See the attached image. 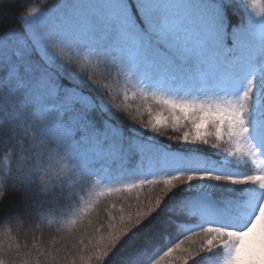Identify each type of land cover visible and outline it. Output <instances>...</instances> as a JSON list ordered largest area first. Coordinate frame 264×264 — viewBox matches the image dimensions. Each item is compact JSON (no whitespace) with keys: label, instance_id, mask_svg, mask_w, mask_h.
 <instances>
[{"label":"snow or ice","instance_id":"1","mask_svg":"<svg viewBox=\"0 0 264 264\" xmlns=\"http://www.w3.org/2000/svg\"><path fill=\"white\" fill-rule=\"evenodd\" d=\"M19 20L0 33V200L28 190L17 220L70 204L60 247L9 264H264V0H52Z\"/></svg>","mask_w":264,"mask_h":264},{"label":"trees","instance_id":"2","mask_svg":"<svg viewBox=\"0 0 264 264\" xmlns=\"http://www.w3.org/2000/svg\"><path fill=\"white\" fill-rule=\"evenodd\" d=\"M51 2L52 0H0V33H2L5 28L19 29L21 27L19 17L28 7L34 6L43 8L51 4ZM229 14L231 15V13ZM234 19L235 22L239 21V17H235ZM120 99H122V96L119 97L116 102L118 103ZM129 103L135 108L140 101L130 99ZM130 124V120H124L125 127H128ZM161 140L164 143H170L163 137ZM3 152V147H0V160L3 158ZM112 186L115 187L118 185L113 184ZM27 191V189L20 185L9 182L6 189H4L5 194L3 199L0 200V241H3L5 249L3 253H0V259H3L5 264H9L13 259L19 260V257H16V244H19L21 250L25 252L32 249L34 246L42 248H52L53 246L60 247L61 237L66 236L68 232V229L61 228L62 219L68 218L70 202L67 201L60 207L51 211L46 207L41 214H37L38 220L34 223L33 227L22 223L24 220V215H22V213V218L20 220L14 219V214L19 212L22 204L21 194L25 196ZM147 191L148 189L145 188L144 192L146 193ZM126 197H132L134 199L135 192H122L110 197H101L94 215L97 217L106 216L104 209L107 206L111 203H115L118 209ZM17 222H21V225H17ZM6 231H10V238L4 236ZM68 243L71 244V239L68 240ZM221 259L222 255L220 256V253H215L202 259L200 264H220Z\"/></svg>","mask_w":264,"mask_h":264},{"label":"rangeland","instance_id":"3","mask_svg":"<svg viewBox=\"0 0 264 264\" xmlns=\"http://www.w3.org/2000/svg\"><path fill=\"white\" fill-rule=\"evenodd\" d=\"M21 196H22V204H23L25 201L26 195L24 196L23 194H21ZM22 204H21V207H22ZM21 207H20V209H21ZM20 209H19V211H20ZM22 215H24V214L22 213ZM37 220H38L37 215H29V216L24 215V220L22 221V223H24L30 227H33L34 223ZM16 224L21 225V222H17ZM220 256H221V254H220Z\"/></svg>","mask_w":264,"mask_h":264}]
</instances>
